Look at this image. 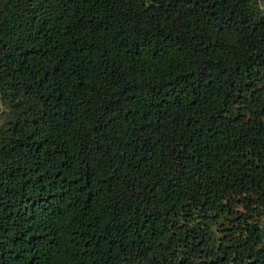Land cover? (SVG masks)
<instances>
[{
    "label": "trees",
    "instance_id": "16d2710c",
    "mask_svg": "<svg viewBox=\"0 0 264 264\" xmlns=\"http://www.w3.org/2000/svg\"><path fill=\"white\" fill-rule=\"evenodd\" d=\"M0 264H264V0H0Z\"/></svg>",
    "mask_w": 264,
    "mask_h": 264
},
{
    "label": "rangeland",
    "instance_id": "374dc122",
    "mask_svg": "<svg viewBox=\"0 0 264 264\" xmlns=\"http://www.w3.org/2000/svg\"><path fill=\"white\" fill-rule=\"evenodd\" d=\"M0 110H1V106H0Z\"/></svg>",
    "mask_w": 264,
    "mask_h": 264
}]
</instances>
